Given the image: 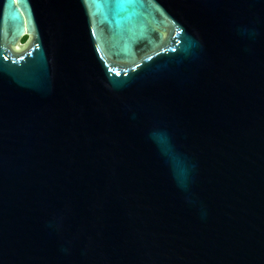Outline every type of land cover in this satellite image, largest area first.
Segmentation results:
<instances>
[{
	"label": "water",
	"instance_id": "obj_1",
	"mask_svg": "<svg viewBox=\"0 0 264 264\" xmlns=\"http://www.w3.org/2000/svg\"><path fill=\"white\" fill-rule=\"evenodd\" d=\"M0 264H264V0H0Z\"/></svg>",
	"mask_w": 264,
	"mask_h": 264
},
{
	"label": "trees",
	"instance_id": "obj_2",
	"mask_svg": "<svg viewBox=\"0 0 264 264\" xmlns=\"http://www.w3.org/2000/svg\"><path fill=\"white\" fill-rule=\"evenodd\" d=\"M24 40V38L22 39V41Z\"/></svg>",
	"mask_w": 264,
	"mask_h": 264
},
{
	"label": "flooded vegetation",
	"instance_id": "obj_3",
	"mask_svg": "<svg viewBox=\"0 0 264 264\" xmlns=\"http://www.w3.org/2000/svg\"><path fill=\"white\" fill-rule=\"evenodd\" d=\"M25 39V38H24Z\"/></svg>",
	"mask_w": 264,
	"mask_h": 264
}]
</instances>
